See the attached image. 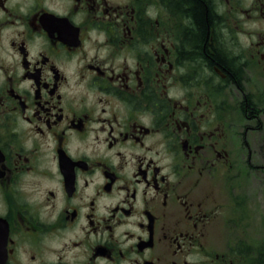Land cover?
I'll return each instance as SVG.
<instances>
[{"label":"flooded vegetation","instance_id":"1","mask_svg":"<svg viewBox=\"0 0 264 264\" xmlns=\"http://www.w3.org/2000/svg\"><path fill=\"white\" fill-rule=\"evenodd\" d=\"M203 1L205 35L195 0H0V264H249L264 0Z\"/></svg>","mask_w":264,"mask_h":264},{"label":"rangeland","instance_id":"2","mask_svg":"<svg viewBox=\"0 0 264 264\" xmlns=\"http://www.w3.org/2000/svg\"><path fill=\"white\" fill-rule=\"evenodd\" d=\"M237 195L240 199L246 200L250 219L248 229L251 235L250 242L254 248L261 246L264 243V175L261 173L255 179L246 176L239 182Z\"/></svg>","mask_w":264,"mask_h":264},{"label":"trees","instance_id":"3","mask_svg":"<svg viewBox=\"0 0 264 264\" xmlns=\"http://www.w3.org/2000/svg\"><path fill=\"white\" fill-rule=\"evenodd\" d=\"M196 4V18L201 23L203 27V35H205L206 30V20H205V1L195 0ZM203 35L201 37V42L203 41ZM254 255L252 256L249 264H264V243L261 246L253 247Z\"/></svg>","mask_w":264,"mask_h":264}]
</instances>
